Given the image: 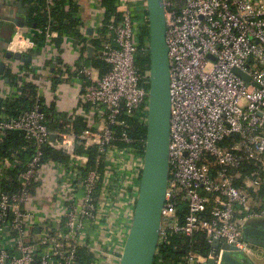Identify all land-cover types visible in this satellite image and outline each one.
Instances as JSON below:
<instances>
[{"label": "built area", "instance_id": "2783aa9c", "mask_svg": "<svg viewBox=\"0 0 264 264\" xmlns=\"http://www.w3.org/2000/svg\"><path fill=\"white\" fill-rule=\"evenodd\" d=\"M94 1L95 19L83 21L82 29L92 39L100 37L106 17L105 8ZM46 4L49 9L53 2ZM116 4L120 20H111L100 50L110 71L101 77L91 67L78 68L77 83L85 86L83 100L89 107L84 114L88 128L82 135L65 127L50 129L42 105L18 118L0 116V145L8 152L0 154V264H76L81 248L94 256L89 264H120L125 245L118 254L114 227L116 222L122 226L127 209L130 231L145 146L142 152L116 143H132L124 130L128 125L120 117L149 109L150 71H140L137 59L150 54V45H140L141 28L150 25L147 0H116ZM164 7L172 118L170 178L159 246L173 236L203 232L212 246L218 239L250 257L255 251L244 238V228L264 220V200L254 201L248 191L261 187V180L242 178L240 169L246 161H255L264 171V0H164ZM88 27L94 29L93 36L88 35ZM37 33L45 41L39 51L33 36L29 40L18 32L2 60L13 66L21 86L36 88L46 107L50 104L41 82L51 77L47 63L62 60L56 40H62L63 50L74 53L76 64L88 52L83 53V42L50 26ZM17 40L27 45L13 50ZM8 51L31 55L30 68L20 62L9 64L4 59ZM66 66L65 61L60 63L59 77L74 84ZM235 69L249 76L250 82ZM0 89L4 99L18 93L3 79ZM62 111H57L62 123L74 114ZM142 120L147 124L148 115ZM113 127L124 129L118 135ZM9 132L23 133V151L7 143ZM79 140L85 141V149L98 147L105 157L104 174L98 168L83 174L89 156L77 153ZM48 151L63 153L68 161L48 159ZM240 179L246 188L236 185ZM50 183L55 187L49 188ZM223 254L222 248L217 252L213 248L208 256L190 252L184 264H223Z\"/></svg>", "mask_w": 264, "mask_h": 264}, {"label": "trees", "instance_id": "16d2710c", "mask_svg": "<svg viewBox=\"0 0 264 264\" xmlns=\"http://www.w3.org/2000/svg\"><path fill=\"white\" fill-rule=\"evenodd\" d=\"M53 5L47 9L46 0H25L24 4L28 7L29 18L27 19V27L34 29L33 41L37 45L38 51L44 45V37L37 33V30L50 26L52 30L67 33L75 39L83 42V53H87L88 43L83 34V27L85 23L81 19L82 6L79 0H52ZM100 6L105 8L106 17L104 20V28L100 30V37L92 39V47L95 49L93 57H87L81 62V66H88L99 71L100 76L106 75L110 71V67L101 60L100 50L104 43V39L108 34L107 26L111 23L112 19L117 22L120 20V15L117 13L116 0H101ZM36 25V28L33 27ZM58 46H62V40L57 39ZM141 47H149L150 45V30L147 28H141L140 34ZM50 65L51 63H47ZM137 66L140 71H150L151 60L149 55L139 56L137 59ZM26 68H30L29 63H25ZM9 80V85L17 89V95L11 99H4L0 96V116H7L9 118H18L24 112L32 109L36 105H42V111L46 114V125L52 130L71 129L76 135H82L88 128L87 119L83 116H77L73 121L63 119V123L57 119V107L55 105L43 106L44 99H40L37 94L36 88L31 84L21 86V79L10 68L6 69L5 75L0 77V80ZM150 88V84L148 85ZM1 92V89H0ZM20 93V94H19ZM88 107V106H87ZM148 111L145 114H136L133 117L121 116L120 119L125 121L128 125L127 128L113 127L116 133L119 135L123 129L127 131L128 136L132 139L131 144H125L117 142L116 144L122 147L137 148L143 152L146 136H147V124L142 120V117H147ZM61 124H64L61 127ZM7 143H11L17 147L18 151L24 149L26 143L23 133L21 132H9L6 134ZM4 145H0V154H7ZM10 153V152H9ZM77 153L80 155L87 154L89 156V162L87 170L84 171L86 175L87 171L92 169H99L102 174L105 172V157L99 154L98 147L93 146L89 149H85V141L79 140L77 144ZM23 157V155H21ZM48 159H53L58 162L66 163L68 157L63 153L56 151L47 152ZM99 161V163H98ZM23 168H19L22 170ZM240 173L242 178H256L261 180V187L258 189L249 188L248 191L254 198V201L264 200V171L263 167L255 161H246L241 169ZM236 185L241 187L242 180H237ZM246 188V187H241ZM258 247V246H255ZM261 248V247H259ZM213 246L209 243L207 235L203 232H199L192 237L173 236L169 242L160 245L154 264H184V259L192 252L196 255L208 256ZM94 256L88 249L81 248L78 251L76 264H89L92 262Z\"/></svg>", "mask_w": 264, "mask_h": 264}, {"label": "water", "instance_id": "95a60500", "mask_svg": "<svg viewBox=\"0 0 264 264\" xmlns=\"http://www.w3.org/2000/svg\"><path fill=\"white\" fill-rule=\"evenodd\" d=\"M7 6L12 7L11 19L8 21L17 27H27L29 10L24 6V0H10ZM101 1V0H99ZM149 30H150V94L145 142L144 166L141 173L140 189L133 221L124 246L120 264H154L158 253L162 226V212L166 202L170 178V142H171V66L169 48L166 38V16L164 0H147ZM33 27L36 28V25ZM89 36L94 29L87 28ZM90 58L94 48L92 40L87 48ZM2 57V55H1ZM4 59L13 62L31 63L32 56L25 57L20 52L8 51ZM7 65L0 63V77L5 75ZM13 70V66L10 67ZM234 73L250 82V77L235 69ZM9 84V80H5ZM55 141V135H52ZM80 182H82L80 180ZM40 229H38L39 231ZM244 238L252 246L264 249V220L250 223L244 228ZM213 248L224 250L223 264H257L242 252L228 244L215 240ZM208 264H215L209 261Z\"/></svg>", "mask_w": 264, "mask_h": 264}, {"label": "crops", "instance_id": "0c3cea01", "mask_svg": "<svg viewBox=\"0 0 264 264\" xmlns=\"http://www.w3.org/2000/svg\"><path fill=\"white\" fill-rule=\"evenodd\" d=\"M12 3L10 0H0V56L5 52V50L9 47V45L11 44V42L15 39L16 34L19 32L20 34H22L25 38L29 39L33 36V33L35 32L34 29L31 28H24L21 29L19 27H17L16 25H13L12 23H9L10 25H8V21L9 19H11V10L12 7L7 6V3ZM98 5L99 3H101V1L97 0ZM80 5L82 6V15L80 16L83 21L87 24L89 23V21L94 20L95 19V12L96 10V5H94V0H79ZM99 8V6H98ZM88 45H89V41L92 40L91 37H85ZM90 39V40H89ZM23 45H27V43L20 42V40L15 41L12 44V48L13 50H17L19 48H21ZM60 47V46H59ZM67 47V46H66ZM63 48V44L60 47L61 49V54H62V60H60L57 64H50V72H51V77L49 79H54V77L59 78V76H61V71L60 69V63L62 62H66L67 66H66V71L67 74L69 75V77L71 78V80H73L72 82L74 84H71V86L74 89H80V99L79 97L77 98V100L79 99V103L78 105H76V107H72L69 108L68 110L63 108L62 112H74L73 115H69L67 120L68 121H73L75 119V117L77 116H84V114L88 113L89 110L87 107V105L85 104V101L83 100L84 95H85V86L77 83L80 82L78 77H77V72H78V68L79 65L81 63L76 64L75 63V57H74V53L72 51H67V49H62ZM95 51V49H94ZM88 52V51H87ZM64 73V72H63ZM70 80V79H69ZM70 80V81H71ZM61 81V79H60ZM85 111V112H84ZM64 124H61V127H63ZM130 215L131 213L128 212V210H125V215L124 217H122L121 219H123V223L122 226H120V223L118 224V222H116L115 224V230L117 229V235L113 240L114 246L116 248V251L118 252V254L120 252H122V248L125 245V241L127 238V234H128V230L130 227ZM95 236V235H94ZM254 248L255 254L256 255L258 252H260V248L259 247H255L252 246ZM101 249L100 245H98V249ZM262 256H260V264H264V254H262ZM250 258V257H248Z\"/></svg>", "mask_w": 264, "mask_h": 264}, {"label": "rangeland", "instance_id": "374dc122", "mask_svg": "<svg viewBox=\"0 0 264 264\" xmlns=\"http://www.w3.org/2000/svg\"><path fill=\"white\" fill-rule=\"evenodd\" d=\"M95 5V1H94ZM48 9V8H47ZM49 10V9H48ZM62 35H68L67 33L60 32ZM70 36V35H69ZM72 37V36H70ZM73 38V37H72ZM72 43H77L76 40L71 39ZM90 40V39H89ZM84 60V59H82ZM85 63V60H84ZM39 85V80L36 81V86ZM41 85H43L46 93V102L49 104H53L56 106H59L61 109H69L72 107H76L78 103L80 102V89H74L70 84L64 83L62 81H59V78L54 77V79H47L43 80L41 82ZM55 93H57L58 98L55 100ZM79 99L77 100V98ZM57 107V111L60 110V108ZM50 178H48V181ZM49 185V184H48ZM50 187H55L54 184L50 183ZM43 206H47L46 202L41 203ZM264 249L260 248V252H258L256 255H251L250 259L256 262L257 264H260V256L263 257Z\"/></svg>", "mask_w": 264, "mask_h": 264}, {"label": "flooded vegetation", "instance_id": "af4514ba", "mask_svg": "<svg viewBox=\"0 0 264 264\" xmlns=\"http://www.w3.org/2000/svg\"><path fill=\"white\" fill-rule=\"evenodd\" d=\"M25 1V0H24ZM24 6L28 9V7L24 4ZM28 28H30V27H28ZM28 56V55H27ZM27 56H25V57H27ZM0 63H4L3 62V60H2V57L0 56ZM13 64H15V62H13ZM19 63H17V65H18ZM7 68H10V66H7Z\"/></svg>", "mask_w": 264, "mask_h": 264}, {"label": "bare ground", "instance_id": "6f19581e", "mask_svg": "<svg viewBox=\"0 0 264 264\" xmlns=\"http://www.w3.org/2000/svg\"><path fill=\"white\" fill-rule=\"evenodd\" d=\"M15 50V49H14Z\"/></svg>", "mask_w": 264, "mask_h": 264}]
</instances>
